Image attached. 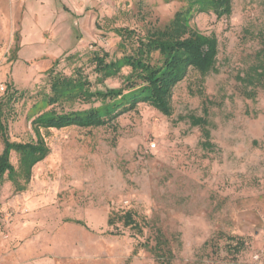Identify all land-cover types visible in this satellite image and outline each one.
I'll return each instance as SVG.
<instances>
[{
  "label": "rangeland",
  "instance_id": "374dc122",
  "mask_svg": "<svg viewBox=\"0 0 264 264\" xmlns=\"http://www.w3.org/2000/svg\"><path fill=\"white\" fill-rule=\"evenodd\" d=\"M232 4L229 16L191 17L218 39L217 70L191 69L174 87L172 115L141 102L105 126L41 129L50 153L26 188L0 181V264H158L160 240L171 264H264V85L247 81L264 60V0ZM187 7L0 0V99L18 98L6 108L10 139H37L28 114L50 90L51 68L82 67L94 86L121 87L122 76L97 81L94 53L120 57L116 29L144 34ZM11 161L18 169L15 151Z\"/></svg>",
  "mask_w": 264,
  "mask_h": 264
},
{
  "label": "trees",
  "instance_id": "16d2710c",
  "mask_svg": "<svg viewBox=\"0 0 264 264\" xmlns=\"http://www.w3.org/2000/svg\"><path fill=\"white\" fill-rule=\"evenodd\" d=\"M188 7L178 12L169 24L154 28L144 34L135 29L121 27L116 32L121 36L120 57H110L94 53L97 81L109 77H123L121 87L99 88L94 86L82 67L74 68L70 75L56 71L55 66L49 73L50 90L39 91V100L28 114L36 140L17 142L8 134L7 110L15 97L8 92L6 99H0V138L3 149L0 152V181L9 179L16 190L23 191L26 186L22 179L30 180L33 167L50 153L41 129H61L69 126L100 127L115 120L121 114L131 111L141 102L155 107L164 115L173 113L172 97L174 87L182 81L191 69L206 75L216 71L218 39L206 35L190 24L196 12H213L217 17L232 13V0H186ZM129 68L122 74L123 68ZM247 81L264 85V60L248 73ZM98 102L99 104L95 105ZM77 103L90 104L87 108L75 109ZM206 119L194 116V125L202 126ZM19 155L18 169L11 161L12 152ZM125 224L135 223L131 212L122 215ZM165 242V240H164ZM162 240L153 246L158 264H171Z\"/></svg>",
  "mask_w": 264,
  "mask_h": 264
},
{
  "label": "built area",
  "instance_id": "2783aa9c",
  "mask_svg": "<svg viewBox=\"0 0 264 264\" xmlns=\"http://www.w3.org/2000/svg\"><path fill=\"white\" fill-rule=\"evenodd\" d=\"M153 145H155V144L153 143Z\"/></svg>",
  "mask_w": 264,
  "mask_h": 264
}]
</instances>
